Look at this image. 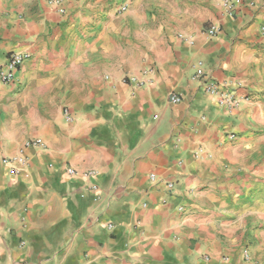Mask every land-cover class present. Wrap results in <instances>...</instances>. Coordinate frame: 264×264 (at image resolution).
<instances>
[{"label":"crops","instance_id":"1","mask_svg":"<svg viewBox=\"0 0 264 264\" xmlns=\"http://www.w3.org/2000/svg\"><path fill=\"white\" fill-rule=\"evenodd\" d=\"M116 2L0 0V64L30 54L0 82V264H264V0L158 23ZM197 60L238 107L203 92Z\"/></svg>","mask_w":264,"mask_h":264},{"label":"built area","instance_id":"2","mask_svg":"<svg viewBox=\"0 0 264 264\" xmlns=\"http://www.w3.org/2000/svg\"><path fill=\"white\" fill-rule=\"evenodd\" d=\"M131 0H117L115 3V11L116 12H123L125 11L129 5ZM239 0H222V7L224 10L232 15L234 14ZM47 2L54 7L61 15L66 13L65 7V0H47ZM220 30L218 24H210L205 32L208 36H215L218 31ZM184 36L180 33L178 34V38H183ZM191 42V41H189ZM30 58V54L26 51H18V50H11L6 53L5 59L2 64H0V82L5 85H13L15 80V74L20 69V67ZM194 74L193 77L198 81L201 89L206 94L210 95L211 97L215 98L217 103L221 106H226L228 108H236L240 105L241 98H239L236 93L232 89H228L226 85L218 82L215 80L208 72H206L203 68V63L201 60H197L195 64ZM154 72L152 67H147L142 71V77L145 79H139L135 75L125 76L123 80L126 82L134 83L135 85H145L147 79H151V76ZM170 101L172 103H178L180 101L179 95L172 94L170 96ZM64 116L65 119L70 120L71 115L68 109H64ZM229 138H234L235 133L230 132L227 134ZM26 145L30 146H40L41 141L40 139H33L28 141ZM3 161H7L3 159ZM9 161H16L24 163V157H15ZM15 171V170H14ZM69 174H75L73 169H68ZM91 171H87L83 173L84 176L91 175ZM149 178L151 180H156L157 176L155 173H150ZM166 187L168 189L172 188V182H166ZM112 224H108V228H112ZM242 256L245 261L251 260L250 252L247 248L242 249Z\"/></svg>","mask_w":264,"mask_h":264},{"label":"rangeland","instance_id":"3","mask_svg":"<svg viewBox=\"0 0 264 264\" xmlns=\"http://www.w3.org/2000/svg\"><path fill=\"white\" fill-rule=\"evenodd\" d=\"M111 1L114 2V0ZM137 2L138 10H141V12L145 11L153 13L154 15L156 14V23L166 19L167 14H170L168 13L169 10H171V13L174 15H176V13L180 14L179 11L184 12L186 9L188 12L203 11V14L206 15L212 10L214 2H219V4L222 5V0H137ZM117 14H121V12H116L114 6V15ZM261 94L264 95V92ZM251 136L253 137L250 140L253 142L258 141L260 147L253 152V161L250 165V169H259L264 182V126L257 128L255 132H252Z\"/></svg>","mask_w":264,"mask_h":264}]
</instances>
